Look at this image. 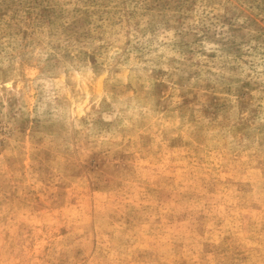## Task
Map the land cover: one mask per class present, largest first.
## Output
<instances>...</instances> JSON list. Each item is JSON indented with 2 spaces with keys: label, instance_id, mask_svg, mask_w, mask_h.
<instances>
[{
  "label": "rangeland",
  "instance_id": "1",
  "mask_svg": "<svg viewBox=\"0 0 264 264\" xmlns=\"http://www.w3.org/2000/svg\"><path fill=\"white\" fill-rule=\"evenodd\" d=\"M0 264H264V0H0Z\"/></svg>",
  "mask_w": 264,
  "mask_h": 264
}]
</instances>
